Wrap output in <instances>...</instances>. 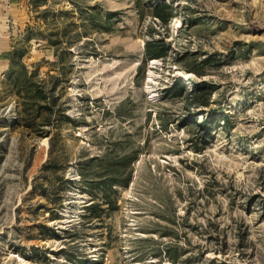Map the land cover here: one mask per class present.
Returning <instances> with one entry per match:
<instances>
[{"label":"rangeland","instance_id":"1","mask_svg":"<svg viewBox=\"0 0 264 264\" xmlns=\"http://www.w3.org/2000/svg\"><path fill=\"white\" fill-rule=\"evenodd\" d=\"M0 264H264V0H0Z\"/></svg>","mask_w":264,"mask_h":264},{"label":"trees","instance_id":"2","mask_svg":"<svg viewBox=\"0 0 264 264\" xmlns=\"http://www.w3.org/2000/svg\"><path fill=\"white\" fill-rule=\"evenodd\" d=\"M148 54L154 55V56L158 55V53L154 50L149 51Z\"/></svg>","mask_w":264,"mask_h":264}]
</instances>
